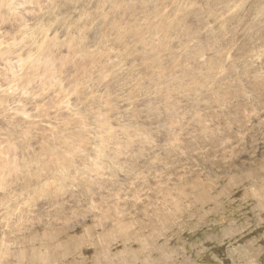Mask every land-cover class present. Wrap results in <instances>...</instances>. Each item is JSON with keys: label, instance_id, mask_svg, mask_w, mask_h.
<instances>
[{"label": "rangeland", "instance_id": "rangeland-1", "mask_svg": "<svg viewBox=\"0 0 264 264\" xmlns=\"http://www.w3.org/2000/svg\"><path fill=\"white\" fill-rule=\"evenodd\" d=\"M0 264H264V0H0Z\"/></svg>", "mask_w": 264, "mask_h": 264}]
</instances>
